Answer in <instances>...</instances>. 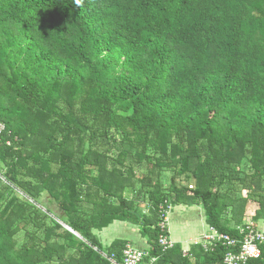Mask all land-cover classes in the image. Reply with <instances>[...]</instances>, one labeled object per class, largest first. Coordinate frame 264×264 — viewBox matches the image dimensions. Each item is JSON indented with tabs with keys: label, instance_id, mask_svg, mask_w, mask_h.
Masks as SVG:
<instances>
[{
	"label": "trees",
	"instance_id": "1",
	"mask_svg": "<svg viewBox=\"0 0 264 264\" xmlns=\"http://www.w3.org/2000/svg\"><path fill=\"white\" fill-rule=\"evenodd\" d=\"M0 122V264H121L128 244L223 264L168 218L202 206L204 235L239 240L264 223V0H0ZM115 222L147 247L104 248Z\"/></svg>",
	"mask_w": 264,
	"mask_h": 264
},
{
	"label": "built area",
	"instance_id": "2",
	"mask_svg": "<svg viewBox=\"0 0 264 264\" xmlns=\"http://www.w3.org/2000/svg\"><path fill=\"white\" fill-rule=\"evenodd\" d=\"M4 129L5 126L0 122V134ZM246 230L248 232L243 240L211 230L195 244L201 245L206 252L215 251L219 245L231 248V251L225 255L223 264H246L251 260H261L264 264V232L250 227ZM241 232L243 233L244 230H241ZM160 244L164 251L175 246L168 237L161 238ZM235 249L238 251H235ZM157 261V258H149L148 252L128 244L123 252L121 264H156ZM110 262L111 264H119L116 262L115 257Z\"/></svg>",
	"mask_w": 264,
	"mask_h": 264
},
{
	"label": "crops",
	"instance_id": "3",
	"mask_svg": "<svg viewBox=\"0 0 264 264\" xmlns=\"http://www.w3.org/2000/svg\"><path fill=\"white\" fill-rule=\"evenodd\" d=\"M169 214V231L170 239L175 243L181 245L183 250L190 251L192 245L200 240V238L209 230V225L207 224V217L205 210L202 206H187L179 205L171 208ZM119 224V225H116ZM178 225L181 229H174L172 225ZM258 225L259 229L264 232V223ZM121 226H126V232L122 233L121 237L114 232ZM108 234V236H107ZM101 242L105 246L109 247L116 240H125L136 244L139 248H146L147 241L141 237L139 234V227L129 225L127 223L115 222L110 227L97 232Z\"/></svg>",
	"mask_w": 264,
	"mask_h": 264
},
{
	"label": "rangeland",
	"instance_id": "4",
	"mask_svg": "<svg viewBox=\"0 0 264 264\" xmlns=\"http://www.w3.org/2000/svg\"><path fill=\"white\" fill-rule=\"evenodd\" d=\"M141 173V172H140ZM172 172L171 171H165L162 175V180H163V183L165 186H168L169 185V180L170 178L172 177ZM188 185L190 186H193L195 187L196 184H195V181H188ZM141 187V184H138L137 185V188L139 189ZM136 194H130V199H134ZM240 195L243 197V198H246L247 196L249 197V194L246 192V191H242L240 192ZM42 202L44 204H46L49 208H52L54 209L55 207L53 205H49V198L48 197H44L42 199ZM259 209V205L254 202L253 200H250L246 206V213H247V216H249L247 219H246V223H252V217L255 215V213L258 211ZM57 211V210H56ZM260 223H263L260 221ZM258 223V225H262ZM116 225H119V224H116ZM257 225V229H259V226ZM126 226H121L120 228H118L114 233L117 234L119 236V238L121 237V235H123L122 233H125L127 229H125ZM172 228L174 229H179L181 230L182 228L179 227L178 225H172ZM181 228V229H180ZM184 231V228L182 229ZM121 234V235H120ZM108 236V234H107ZM124 236V235H123ZM196 242V241H195ZM103 247L104 248H107V246H105V244H103Z\"/></svg>",
	"mask_w": 264,
	"mask_h": 264
},
{
	"label": "clouds",
	"instance_id": "5",
	"mask_svg": "<svg viewBox=\"0 0 264 264\" xmlns=\"http://www.w3.org/2000/svg\"><path fill=\"white\" fill-rule=\"evenodd\" d=\"M78 6H82V0H76Z\"/></svg>",
	"mask_w": 264,
	"mask_h": 264
},
{
	"label": "water",
	"instance_id": "6",
	"mask_svg": "<svg viewBox=\"0 0 264 264\" xmlns=\"http://www.w3.org/2000/svg\"><path fill=\"white\" fill-rule=\"evenodd\" d=\"M65 226V225H64ZM66 229H68L70 232L74 233L75 235H77L72 229H70L69 227L65 226ZM78 236V235H77Z\"/></svg>",
	"mask_w": 264,
	"mask_h": 264
}]
</instances>
